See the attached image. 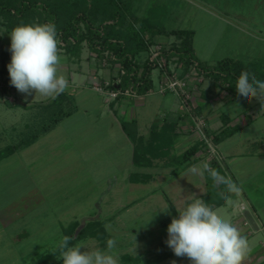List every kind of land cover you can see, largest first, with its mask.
<instances>
[{
  "label": "rangeland",
  "instance_id": "1",
  "mask_svg": "<svg viewBox=\"0 0 264 264\" xmlns=\"http://www.w3.org/2000/svg\"><path fill=\"white\" fill-rule=\"evenodd\" d=\"M154 1L159 3L157 5L151 4ZM131 4L133 8L141 6L140 12L145 10L147 6H154L149 13L151 16H157L159 21L156 20L162 27L193 29L191 45L194 55L201 63L213 64L218 59L229 56L241 60L243 64L247 62L255 63L254 69H251L256 71V75L264 76V0H131ZM4 29V25L0 24V31ZM1 35L0 49L3 48L6 41L10 40L6 32L1 33ZM158 40L169 45L172 42H178L179 38L172 34H161ZM157 46L155 44L151 49ZM143 56L145 57V54H142L140 59ZM156 68L154 69L155 77ZM179 70L180 68H177L178 73H180ZM60 71L64 72L63 69H60ZM200 76L203 77H200V79L199 76L196 77L198 86L192 88L194 89L191 92L193 97L190 98L192 103H190V99L187 103L194 107L195 103L201 100L200 98L206 96L209 103V110L205 118L207 123L214 117H218L220 122L227 119V125H232L228 122L229 118H223V114H217L216 105L233 114V118L239 116L234 119H237L241 125L249 119L253 121L252 124L238 131L233 138L221 142L218 146L220 148L228 147L230 143H233L239 145V148L243 147V153H247L256 147L255 143L258 144L260 141L263 143L264 116L262 115H264V109H261L260 102L256 98L245 100L239 95L232 97L231 92L226 87V81L205 74ZM155 77L154 79H156ZM6 82L7 85L10 84V79L3 81V83ZM0 90L2 89L0 88ZM2 92V99L0 93V145H3L0 151L10 146V144H14L15 140L20 141L27 138V136L30 137L33 132L31 127L24 129L25 133L18 132V134L13 129V125H16L20 120L22 109L20 104L16 102L13 103L14 107H9L11 104L5 102V98L8 97L7 99L12 101H14V98L9 97L7 91ZM12 94L25 96L17 90H15V93L13 90ZM176 95L175 92L165 97L159 93L147 94L144 96V105H136L134 101H129L126 112L122 115L130 116L131 107H134L138 123H140L142 129L146 130L150 120H153L152 118L156 114L154 119L160 117L161 111L154 112V105L159 106L162 97L166 99L174 97L176 101L178 96ZM229 96L231 97L228 98ZM75 98L76 96L74 99L70 96L71 101H67L66 97H57L52 101L51 107L55 109H52L51 112L53 113V110L59 108L70 110L74 102L77 101ZM226 98L228 99L225 100ZM62 100L64 101L62 102ZM181 101L183 102L184 99ZM221 101L223 104L228 103L233 109L229 110L228 104L223 106ZM251 109L254 110L248 112ZM197 110L200 109L196 108ZM39 111L40 108L37 109V112ZM196 113L198 112H194L193 115H197ZM218 119L215 120L218 121ZM90 120L92 119L88 116V113H84L82 110L73 114L71 111L70 116L63 118L64 122L61 129L65 134L64 136L73 141L81 137V144H83L84 138L88 140L92 136L91 130H89L91 124L88 123ZM17 125L20 126L21 124ZM208 127L214 129L213 132L217 130L216 126H210L209 123ZM76 128L79 129V133ZM82 129L86 131V137L82 136L83 131L80 134ZM20 130L23 131V129ZM254 133H261L262 135L257 137L254 144H247L246 137ZM12 137L15 139L11 143L9 140ZM70 139L69 141H71ZM105 142L106 138H103L100 151L97 149V152H95V149H92L91 158H89V154L88 157L86 156L79 161L80 168L76 167L78 160L76 158L77 152L74 150L61 154L57 159L49 160L42 175H40L42 167H39V165L33 172V184L35 185V182L40 183L41 178L42 180L48 179V184H46L45 190L40 188L39 191H31V194L27 193V197H25L24 192L26 180L23 176L25 157L22 154L16 156L14 153L15 155L9 154V158L0 161V189L6 191L4 186L9 185L6 181H13L15 179L14 175L22 178V181L14 184L11 190L0 192V264H50L49 260L43 261L42 258L46 254L57 250V244L63 236L67 235L66 227L74 219H79L78 226L73 232L76 234L87 220L94 217L103 220L104 223L112 218L110 223L104 224L106 229L113 234L112 238L110 235L105 240H98L96 237L86 236L76 240L73 244H84L89 247L98 244L100 247H104L107 239H115L117 244L113 251L119 257V264H132L131 262L137 258L142 260L138 264H144L147 258H151V261H153L161 256L160 254L170 252L171 249L166 243L161 242V239L165 242L168 235L165 233L167 225L162 222L173 213L169 206L167 212L159 210L167 206H160L158 195L162 193L161 190L164 187L162 182L158 180L153 182L150 177H148L147 182H143L139 176L140 182L133 185L126 183L127 175H124V168L121 167L120 170L116 167L123 162L124 158L116 155L110 156L111 152H116V149L114 150V147L107 148ZM218 146L217 143L210 142L208 147H204L206 157H208L210 163L216 160L217 156L219 157L217 155ZM261 151H264V144ZM45 152L42 151L36 154L37 161L44 158ZM27 156L28 153H26ZM217 162L224 165L220 158ZM224 162L226 164L227 160L225 159ZM69 164L71 169L68 168ZM228 164L242 189H245L251 201L257 203V213L264 220V155L258 158L257 155L251 156L250 153L247 156L238 155L234 157V160H229ZM26 165L28 166L27 158ZM60 167L67 169L62 175L61 173L58 176L53 175L52 173L57 172ZM153 175L155 174L153 173ZM111 181L113 182L111 183ZM27 183H29V180H27ZM148 190L155 191L153 194L147 195L149 198H143L144 200L141 198L140 201L127 208L119 206L120 200L129 199L132 194L135 195L134 198H140ZM241 195L243 196L242 193ZM232 201L231 205H220L216 208L223 218L231 221L243 213V209L239 208L241 200L237 197ZM28 204H31V206L27 207ZM100 204L101 208L98 207ZM245 204L246 209L252 213L248 201ZM100 210L101 214L99 215ZM118 212L119 214H117ZM156 223H158L160 231L155 229ZM23 231L26 234L28 233L27 236H23L25 234ZM145 236L146 238L143 239ZM260 237H262L260 232L248 235L247 240L251 251L256 250L255 245L259 243ZM147 240L148 242H146ZM139 247H142V252L136 253L135 250ZM127 251L130 255H122L123 252ZM263 259L256 264H264ZM54 260L58 262L57 264H62L56 257H54ZM151 261L149 260V262ZM171 261H176V264H189L187 257H177L174 253L161 259L158 264H170Z\"/></svg>",
  "mask_w": 264,
  "mask_h": 264
},
{
  "label": "crops",
  "instance_id": "2",
  "mask_svg": "<svg viewBox=\"0 0 264 264\" xmlns=\"http://www.w3.org/2000/svg\"><path fill=\"white\" fill-rule=\"evenodd\" d=\"M158 3H159L158 1H154V3L151 4L157 5ZM136 7H137L136 13L138 15L148 16L150 15L149 12L151 8L154 6L152 7L147 6V8L145 7V10H143L142 12H140L141 6H135V8ZM153 17L157 19L155 15H153ZM163 28L172 29L165 27ZM9 46H10V40L6 41L3 48H9ZM79 48L80 49L77 50V52L69 51L68 49H65V47L63 46L61 48V55L63 59L61 61L60 69H63L64 72H62V74L66 75L68 78L69 88L65 93L57 97L60 96L66 97L67 101H71L70 96H72L73 99L76 96L75 99L77 101L76 103L74 102L70 110L59 108L58 110H53L52 113L51 112L52 109H55L54 107H51L53 104L52 101L55 100L57 97L55 99H45L41 97L39 94L35 95L34 93L32 95H27V96L26 95L19 96L18 94L11 95L12 91L14 90L15 93L16 89L15 87L7 85L8 86L7 93L9 97L14 98V101H12L11 99H7L8 98L7 97L5 98V102L7 101L8 103L11 104L9 107H14L13 103L15 102L19 103L23 114L20 115V120L17 122V124H21V125L20 126L17 124L13 125V129L16 130L18 134V132L25 133L24 129L31 127V129H33V132L30 135V137L27 136V138L22 139L20 141L15 140L14 144H10V147H12V149L7 154L1 156L0 161L9 158L8 155L14 153L16 154V156H18V154L19 155L22 154L25 157L23 176L25 177L26 180L24 192H25V197H27V193L31 194V191L34 190L39 191L40 188L45 190V186L46 184H48L49 180L48 179L42 180V178L40 183L35 182V185L33 184L34 183L33 172L38 168L39 165H40L39 167H42L40 174L42 175L44 174L43 170L46 167V163H48L49 160L57 159V157L60 156L61 154L67 153L70 150L72 151L74 150L77 152L76 158L78 160V162H76V167H79V163H80L79 161L82 158H85L86 156L88 157L92 149H95V152H97V149L98 151H100L102 139L106 138L105 143H107V148L111 149L114 147V150L116 149V152L115 153L111 152L110 156L116 155L118 157L121 156L124 158L123 162L116 167H118L117 169L120 170L124 168V172H125L124 175L125 176L127 175L126 183L133 185L140 182L139 181L140 179H142L143 182H147L148 177H150L151 180H153V182L157 180L162 182L164 187L162 188L161 191L163 194L161 193L158 195L159 201L161 203L160 206L167 205L169 206V209H172L173 211L172 215L165 218L162 222L164 223V225H168L171 221V217L178 215V213L175 210V207H180L181 203L189 195L194 194L202 198L207 193L205 173L203 176H200L193 174L191 172L192 166L199 165L202 161H208V157H206V150L204 146L201 145L200 143L201 148H199L192 156H190L189 159H186L179 163L177 162L178 158L183 154L185 149H187L194 143L201 141L200 138L198 137V133L194 130L193 127L194 124L193 114L194 112H198L196 114H201L203 115V117L206 118L209 110L208 109L209 103L207 97L204 96L205 98H200L201 100L197 101L194 107L190 106L187 103L188 100L182 102L181 101L183 100L182 95L178 93H177L178 96L176 95L177 96L176 101L174 97L172 98L168 97L167 99L164 98L166 95L171 94L174 91L167 90L166 92L165 91L160 92L158 90L159 82L162 76L161 74L162 72H164V70L159 67L157 68L154 67L152 68L150 73L152 79V87L147 92L131 93V94L124 93V95L119 98L116 99L112 98L108 96L105 92L96 89L95 84L101 83L105 79L115 80L117 78L118 69L120 66L119 63L108 62L107 64H103L101 62V58H99L96 52L94 50H91L84 41L81 43ZM142 58H144V56ZM174 64H175L174 62L171 63L170 65L171 69L174 68ZM155 68L157 69L156 77L154 76ZM189 71H187L183 76H181V74L178 73L177 68L175 69V72L177 73L178 77H184L185 75L189 76L188 78L190 85L188 84L186 88L189 91L188 97L190 99L191 97H193L191 92H193L194 89L192 88L198 86V83H196V77L199 76L198 78L200 79L201 77L200 75L203 74L201 72L197 73L196 70H192V72ZM154 77L156 79H154ZM2 91L3 90H0L1 99L3 93ZM9 91L11 92L9 93ZM152 93H159L164 97H162V101L159 104V106L154 105L153 107L154 112L161 111L160 117L154 119V117L157 115L156 114L152 118L153 120H150L149 124L147 125V129L145 130L144 128L142 129V126L140 125V123H138V118L135 113L134 107H131L130 116L127 117L122 114L126 112V108L128 107V104L131 101H134V104L136 105H144L145 104L144 96ZM90 94L91 96L93 95V97H91ZM228 98H230V96ZM228 98H226L225 100H227ZM63 101L64 100H62V102ZM191 101L192 99H190V103H192ZM227 104H223V106L224 105L227 106ZM216 106H217L216 107L217 114L218 113L221 115L223 114L222 115L223 118H225L224 115L226 114L225 116L229 118L228 120L229 123L238 124L239 126L241 125L238 123L237 119L236 120L234 119L235 117L238 118L239 116H235L233 118L234 116L233 114H230L229 112L221 109L219 105ZM38 108H40L39 112H37ZM196 108L200 110L196 111ZM228 108L229 110L233 109V107L230 106L229 104H228ZM80 110H82V112L84 113H88V116L91 117L92 119L88 121V123L91 124L89 127L91 129L89 130H91L90 132L92 133V136L88 140L84 138L83 144H81V140H82L81 137L79 138L77 136L78 138L73 141L69 137L67 138V136H64L65 134L61 129L63 127V122H64L63 118L70 116L71 111L73 114ZM253 110L254 109L248 110V112ZM215 119H218V117H214L213 119L209 120L208 123L210 126H214V127L216 126L217 128L216 131H218L224 125H223V121L220 122V119H218V121ZM123 121L127 123V126L130 129V131H134L136 133L137 142H134V140H132V138L129 136L125 127L122 125ZM131 121H134V123H132ZM252 122L253 121L251 119L244 121L242 125L239 127V129H237L232 134L220 140L217 143V146L221 144V142L233 138L238 131L245 128V126H249L250 124H252ZM20 129H23V131ZM76 131H78L79 133V129H77ZM82 131L83 129L80 131V134H82ZM259 135L262 134L254 133L250 136H247L246 143L254 144L256 142L255 140ZM82 136L84 137L87 136L86 131H83ZM14 139L15 138L12 137V139L9 140V142L12 143ZM69 139L71 141H69ZM136 143L141 144V148H143L142 151L144 153V158H141L140 160L141 163L134 162V152H135ZM255 144L256 147H254L251 152H247V153H243L242 150L243 147L239 148V145L233 143L232 144L230 143L228 147L220 148V146H218L217 155H219V157L216 155L217 161L219 158L223 161L224 165H221L220 162L219 164L224 168L227 177H230L241 189L239 195L228 194L225 192L226 189L223 188H221L220 191L218 192V193L221 192L223 195L225 193L227 195H231L232 200L237 197L241 200L239 202L240 204L239 208L243 209V213H241L239 217L235 218L231 222L239 229L241 235L245 237L247 236V238L248 235H254L255 233H259V232L262 235V237L259 238V243L255 245L256 250L254 251L250 250L247 253L243 261V264H256L258 261L264 258V239H263L264 220L261 219L259 217V214L257 213V209H258L257 203L251 201L250 196L246 194L245 189H242L240 183L235 178L234 174L231 172V167L228 163L229 160H234V157L238 155L247 156V154L250 153L251 156L257 155V158L263 156L264 151L261 150L263 149L264 142L262 143V141H260L258 144L257 143ZM2 145L3 144L0 145V148L2 147ZM42 151H46L45 156L41 160L37 161L36 154ZM26 153H28L27 157H26ZM26 158L28 159V166L26 165ZM89 158H91V154L89 155ZM115 159L117 158L115 157ZM225 159L227 160L226 164L224 162ZM69 166L70 164L68 165V168L71 169V167ZM65 169L60 167L57 172H54L52 174L58 176L61 173L62 175L65 172ZM153 173L155 175H153ZM14 176L15 179L13 181L10 180L6 181L9 184L4 186V189L6 191L11 190L14 184H18L22 181L21 176H17V175ZM139 176L141 177L140 179ZM27 180H29V183H27ZM112 182L113 181H111V183ZM217 185L218 184H216V186ZM6 191L0 189V192H6ZM154 192H155L154 190H148L146 194L140 196V198H134L135 195L132 194L129 196V199L124 198L120 200L119 206L127 208L131 206L133 203L140 201L141 198L142 199L146 197L149 198L147 195L153 194ZM241 193L243 194L244 198L241 195ZM223 195H221L222 198L216 195L215 198L216 200L212 202L213 208L216 209L220 205L227 204L223 198ZM245 200L248 201L249 205L251 206L253 214L248 209H246ZM31 204H28L27 207H30ZM98 207L101 208L102 207L101 204L98 205ZM25 208H26V203H25ZM244 210L246 211L244 212ZM98 214L99 215L101 214V210L100 213ZM117 214H119V212ZM74 220L78 221L79 219H74ZM91 220H100L103 224L104 236L101 239H98L96 237L98 240H105V238L110 235L112 238L113 234L111 233V231H108L106 229V226L104 225L110 223L112 221V218H110L108 221H105V223L103 220L97 217L96 218L94 217ZM155 227L156 230L159 229L158 223H156ZM23 232L25 233L23 236H27L28 233L26 234L25 231ZM165 233H167V230H165ZM145 238L146 236L143 239ZM146 242H148V240ZM146 242L143 243L145 244ZM161 242L163 244L165 243L163 242V239H161ZM141 249L142 247L136 249L135 250L137 251L136 253L142 252ZM170 254L171 255L173 254L172 250H170V252L168 253L164 252L160 254L161 256L157 257V259L153 261H151V258H147L145 259L144 264H158L161 259L171 256ZM122 255H130V253L127 251V252H123ZM149 260L151 262H149ZM140 261L142 260L137 258L133 260L131 263L138 264Z\"/></svg>",
  "mask_w": 264,
  "mask_h": 264
},
{
  "label": "trees",
  "instance_id": "3",
  "mask_svg": "<svg viewBox=\"0 0 264 264\" xmlns=\"http://www.w3.org/2000/svg\"><path fill=\"white\" fill-rule=\"evenodd\" d=\"M33 21L54 23L61 45L69 51L77 52L83 41L96 52L99 58L107 51L108 61L118 62L120 65L116 82L109 85L110 88H117L121 91L114 97L115 99L123 96L122 92L126 89L134 93L147 92L152 87L151 70L157 66L169 74H172L176 68H180L181 76L189 71L191 66H194L197 73L201 72L215 79L226 81V87L232 97L238 96L235 81L241 71L247 70L257 74L253 70L255 63L243 64L241 60L229 56L218 59L213 64L201 63L192 49V29H164L151 14L138 15L136 8L132 7L131 0H0V24L4 25L5 29L10 31L17 23ZM161 34L175 35L179 41L166 45L158 40ZM1 36L0 33V39ZM155 44L159 46L155 49L158 52L151 57L154 51L151 47ZM142 54H145V57L140 59ZM10 57L9 48L0 49V88L3 91L8 90L7 82L3 83V81L10 79L7 70ZM172 62L175 63L173 69L170 67ZM256 76L264 80V76ZM224 117L227 118L225 115ZM226 120L224 119V126L218 131L208 130L215 144L240 127L238 124L227 125ZM131 122L134 123V121ZM122 125L132 140L137 142L136 133L130 131L125 121ZM200 143L206 147L202 141L194 143L184 150L177 162L189 159L201 148ZM11 149L12 147L8 146L0 151V157ZM142 150L141 144L136 143L135 163H141V158H144ZM210 164L221 175L227 177L224 168L217 160H213ZM205 178L207 193L202 199L212 206L216 195L222 198V193L218 192L221 188L225 189V186L218 184L217 187L206 172ZM76 226H78V221L74 220L66 227L67 235L73 238L70 244L86 236H94L98 239L104 236V227L100 220H87L74 234ZM56 253L57 250H54L46 254L42 258L43 261L49 260L50 264H57L53 255Z\"/></svg>",
  "mask_w": 264,
  "mask_h": 264
},
{
  "label": "clouds",
  "instance_id": "4",
  "mask_svg": "<svg viewBox=\"0 0 264 264\" xmlns=\"http://www.w3.org/2000/svg\"><path fill=\"white\" fill-rule=\"evenodd\" d=\"M5 32L10 37L11 57L7 64L10 84L19 93L55 99L68 90V78L60 71L62 45L54 23L20 22L10 31H0ZM235 88L245 100L256 98L264 109V80L258 79L255 73L241 71L236 77ZM191 172L200 176L208 173L214 184L225 186L228 194L239 195L241 191L230 177L212 168L210 161L192 166ZM231 195H223L228 205L233 203ZM159 210L167 212L168 206ZM175 210L178 215L171 217L165 241L175 256L187 257L189 264H243L250 250L248 240L230 219L223 218L194 194ZM72 239L65 235L57 244V253L53 255L62 264H119V257L113 251L117 244L115 239H107L104 247L70 244Z\"/></svg>",
  "mask_w": 264,
  "mask_h": 264
},
{
  "label": "built area",
  "instance_id": "5",
  "mask_svg": "<svg viewBox=\"0 0 264 264\" xmlns=\"http://www.w3.org/2000/svg\"><path fill=\"white\" fill-rule=\"evenodd\" d=\"M156 48L158 49L159 46L153 48L154 51L152 53V57H154L158 52L157 50H155ZM107 57H108V53L107 51H105L104 55L101 57V62L103 64H107L109 62ZM192 70H195V68L191 66L189 72H192ZM161 75L162 76H161L159 87H158V90L160 92L170 90L178 94H181L184 101L189 99L188 97L189 91L186 88V86H188L189 84L188 75H185L184 77H178L176 75L175 70L173 71L172 74H169L168 72L164 70V72H162ZM116 79L115 80L105 79L101 83L95 84V88L102 92H105L108 96L114 98L119 92H121L117 88L113 89L109 87L110 84L116 82ZM122 93L131 94L134 92L130 91L129 89H126ZM193 121H194L193 127H194V130L198 133V137L205 144V146L208 147L209 143L213 141H212L211 134L208 133V130L210 127H208L205 117H203V115L201 114H197L193 116Z\"/></svg>",
  "mask_w": 264,
  "mask_h": 264
}]
</instances>
